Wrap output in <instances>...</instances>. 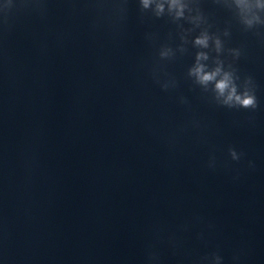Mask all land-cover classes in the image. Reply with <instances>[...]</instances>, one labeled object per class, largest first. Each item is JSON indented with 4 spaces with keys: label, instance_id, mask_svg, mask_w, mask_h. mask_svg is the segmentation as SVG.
Returning <instances> with one entry per match:
<instances>
[{
    "label": "water",
    "instance_id": "1",
    "mask_svg": "<svg viewBox=\"0 0 264 264\" xmlns=\"http://www.w3.org/2000/svg\"><path fill=\"white\" fill-rule=\"evenodd\" d=\"M186 3L174 20L139 0H0V264H187L242 191L264 157V25L234 0ZM204 30L255 109L188 76Z\"/></svg>",
    "mask_w": 264,
    "mask_h": 264
},
{
    "label": "clouds",
    "instance_id": "2",
    "mask_svg": "<svg viewBox=\"0 0 264 264\" xmlns=\"http://www.w3.org/2000/svg\"><path fill=\"white\" fill-rule=\"evenodd\" d=\"M5 4L4 8L9 7ZM235 7L238 10L240 22L246 28H253L256 25H264V20L260 18L253 10H264V0H234ZM139 5L142 11L151 9L156 17H160L165 12L167 5L168 14L174 20L185 18V10L188 7L186 0H139ZM199 21V17L192 18V22ZM227 35V33H225ZM213 47L217 53V57L213 60V67L207 63L210 60L209 53L204 51ZM193 44L198 49L193 66L188 70V76L194 79L195 84L199 85L203 91L209 90L213 93L214 100L221 106L228 108H244L255 109L257 107V98L254 87L252 86L251 78H246L243 85L237 83L239 79L233 70H225L224 63L219 59V54L223 51V43L219 37L210 35L206 30L195 37ZM235 57H239L240 53L237 49L231 50ZM172 55L171 48L161 49L159 56L161 59L168 58ZM154 79L160 84L165 91L169 89V82H161L154 74ZM211 86V88L209 87ZM181 103L186 104L187 100L180 98ZM229 154L233 160H238L240 155L235 149L229 148ZM150 259L155 261L158 258L150 255ZM222 257L217 252H212L210 255L201 258V264H222Z\"/></svg>",
    "mask_w": 264,
    "mask_h": 264
}]
</instances>
